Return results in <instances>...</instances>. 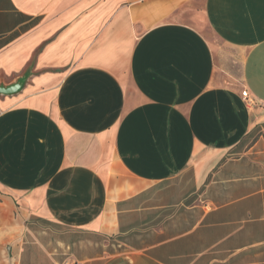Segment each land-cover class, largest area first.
<instances>
[{
	"label": "crops",
	"instance_id": "crops-1",
	"mask_svg": "<svg viewBox=\"0 0 264 264\" xmlns=\"http://www.w3.org/2000/svg\"><path fill=\"white\" fill-rule=\"evenodd\" d=\"M1 87L0 264H264V0H0Z\"/></svg>",
	"mask_w": 264,
	"mask_h": 264
},
{
	"label": "built area",
	"instance_id": "built-area-1",
	"mask_svg": "<svg viewBox=\"0 0 264 264\" xmlns=\"http://www.w3.org/2000/svg\"><path fill=\"white\" fill-rule=\"evenodd\" d=\"M244 100L248 105L250 106L253 105V100L250 97H248L246 94H244Z\"/></svg>",
	"mask_w": 264,
	"mask_h": 264
},
{
	"label": "water",
	"instance_id": "water-1",
	"mask_svg": "<svg viewBox=\"0 0 264 264\" xmlns=\"http://www.w3.org/2000/svg\"><path fill=\"white\" fill-rule=\"evenodd\" d=\"M11 91V87H8V88H0V92L1 93H8V92H10Z\"/></svg>",
	"mask_w": 264,
	"mask_h": 264
},
{
	"label": "rangeland",
	"instance_id": "rangeland-1",
	"mask_svg": "<svg viewBox=\"0 0 264 264\" xmlns=\"http://www.w3.org/2000/svg\"><path fill=\"white\" fill-rule=\"evenodd\" d=\"M6 240V239H5ZM4 247H6V241L4 242ZM6 251V250H5ZM5 255H6V253H5Z\"/></svg>",
	"mask_w": 264,
	"mask_h": 264
}]
</instances>
